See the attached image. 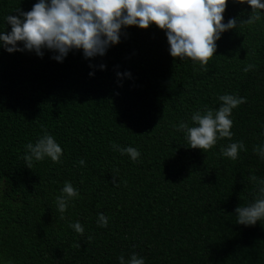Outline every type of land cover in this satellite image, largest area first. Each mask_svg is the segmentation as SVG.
Returning a JSON list of instances; mask_svg holds the SVG:
<instances>
[{
  "label": "trees",
  "instance_id": "1",
  "mask_svg": "<svg viewBox=\"0 0 264 264\" xmlns=\"http://www.w3.org/2000/svg\"><path fill=\"white\" fill-rule=\"evenodd\" d=\"M35 2L0 0V30H11L4 16ZM250 15L233 0L223 14L225 23ZM216 43L207 70L171 57L155 24L128 27L102 57L73 50L57 62L47 50L0 48V264H119L132 252L146 264H264V220L245 226L235 215L255 195L251 177H264L252 150L264 141V19ZM249 63L256 68L244 72ZM225 93L247 98L232 112L231 141L190 148L178 125L192 126L191 114L218 108ZM42 129L61 145L62 163L29 169L24 145ZM239 140L247 151L237 160L220 154ZM113 144L138 148L139 161ZM65 181L80 194L61 218ZM100 212L107 227L96 223ZM77 220L83 235L69 227Z\"/></svg>",
  "mask_w": 264,
  "mask_h": 264
},
{
  "label": "clouds",
  "instance_id": "2",
  "mask_svg": "<svg viewBox=\"0 0 264 264\" xmlns=\"http://www.w3.org/2000/svg\"><path fill=\"white\" fill-rule=\"evenodd\" d=\"M236 4H247L251 7V15L242 21L253 24L264 19V0H233ZM228 0H36L29 11L17 10V15L7 14L3 21L11 26V30H0V48L8 53L15 51L34 52L42 57L44 50L54 53L52 59L62 62L70 51L82 52L84 58L104 56L107 50L120 42L122 32L130 26L141 29L155 24L165 30L171 57L179 60H190L207 70L209 59L214 56L217 41L221 35L237 28L240 21L229 18L224 22V12ZM100 69L106 66L101 64ZM256 68L249 63L242 70L249 72ZM89 75H94L90 72ZM131 76L130 72L117 76ZM221 101L216 109H197L190 120L182 121L178 131L184 134L190 148L203 152L212 149L218 141L227 138L231 141L234 121L232 112L247 102V98L237 94L225 93L218 97ZM264 127V125H262ZM264 135V133H262ZM113 150L121 155L127 154L133 162H138L141 153L138 148L121 147L113 144ZM253 152L264 161V141L253 146ZM241 151H247L243 140L232 141L220 148V154L231 160H237ZM63 150L56 138L47 129L35 142L24 145L23 159L31 169L34 162L50 159L54 163H62ZM85 165V160H79ZM255 195L244 206L235 208L236 223L251 226L264 220V177L252 176ZM2 187V184H0ZM77 189L70 181H65L56 196L58 211L63 213L69 203L79 197ZM109 217L97 213L98 227H107ZM78 234L83 235L85 229L80 221L69 224ZM91 239V237H88ZM119 264H146L145 257L132 252L126 259L118 258Z\"/></svg>",
  "mask_w": 264,
  "mask_h": 264
},
{
  "label": "rangeland",
  "instance_id": "3",
  "mask_svg": "<svg viewBox=\"0 0 264 264\" xmlns=\"http://www.w3.org/2000/svg\"><path fill=\"white\" fill-rule=\"evenodd\" d=\"M3 188V186L2 187H0V191H1V189Z\"/></svg>",
  "mask_w": 264,
  "mask_h": 264
}]
</instances>
